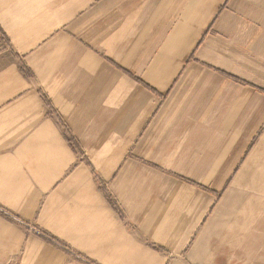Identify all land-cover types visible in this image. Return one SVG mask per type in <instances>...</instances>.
Wrapping results in <instances>:
<instances>
[{"label": "crops", "instance_id": "1", "mask_svg": "<svg viewBox=\"0 0 264 264\" xmlns=\"http://www.w3.org/2000/svg\"><path fill=\"white\" fill-rule=\"evenodd\" d=\"M66 247L264 264V0H0V264Z\"/></svg>", "mask_w": 264, "mask_h": 264}, {"label": "built area", "instance_id": "2", "mask_svg": "<svg viewBox=\"0 0 264 264\" xmlns=\"http://www.w3.org/2000/svg\"><path fill=\"white\" fill-rule=\"evenodd\" d=\"M31 229L34 230V227H31ZM43 236L46 237L47 239L52 240V239H51L50 237H48V236H45V235H43ZM65 249L68 250V251H69V254H70L71 256H73L74 259H75L76 261L80 262L81 264H96V263H94L93 261H91L90 259H88L87 257H85V256H83V255H81V254H79V253H77V252H75V251H73V250H70V249H68L67 247H66Z\"/></svg>", "mask_w": 264, "mask_h": 264}, {"label": "rangeland", "instance_id": "3", "mask_svg": "<svg viewBox=\"0 0 264 264\" xmlns=\"http://www.w3.org/2000/svg\"><path fill=\"white\" fill-rule=\"evenodd\" d=\"M29 228L34 227L33 225H28Z\"/></svg>", "mask_w": 264, "mask_h": 264}]
</instances>
